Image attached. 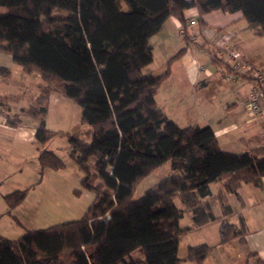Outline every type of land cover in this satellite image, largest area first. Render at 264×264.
Here are the masks:
<instances>
[{
  "label": "trees",
  "instance_id": "1",
  "mask_svg": "<svg viewBox=\"0 0 264 264\" xmlns=\"http://www.w3.org/2000/svg\"><path fill=\"white\" fill-rule=\"evenodd\" d=\"M190 8L196 9L199 26L211 11L239 12L254 35L264 36V0H0V52L44 82L23 112L38 121V174L65 167L45 148L62 135L44 124L49 95L56 92L79 108L80 122L87 126L79 137L66 136L67 156L83 174L72 195H93L76 220L16 239L0 236V264H138L130 257L136 251L142 264H203L211 247H188L182 259L177 249L192 228L217 220L215 204L219 243L243 241L241 216L236 225L225 220L231 210L224 193L237 196L240 184H260L264 146L223 152L209 127H178L154 100L168 65L189 44L183 14ZM170 17L182 25L185 47L163 72L142 73L152 62L150 38ZM210 62L223 63L215 54ZM5 123L16 127L19 121L6 118ZM166 164L171 173L133 198L136 186ZM212 183L222 185L215 195ZM26 191L2 199L12 209ZM185 213L190 226L180 225ZM248 258L264 264L254 254Z\"/></svg>",
  "mask_w": 264,
  "mask_h": 264
},
{
  "label": "crops",
  "instance_id": "2",
  "mask_svg": "<svg viewBox=\"0 0 264 264\" xmlns=\"http://www.w3.org/2000/svg\"><path fill=\"white\" fill-rule=\"evenodd\" d=\"M183 15L189 44L183 54L168 65V76L154 97L156 106L178 127H209L223 152L240 154L260 147L259 133L264 126L261 120L245 111L252 83L249 79L231 74L226 52H238L246 62L264 73V36L254 35L239 12L228 14L219 10L211 11L201 17L204 23L202 26L198 25L196 9L190 8ZM183 30L177 19L170 17L165 20L158 33L150 38L152 62L142 69V73H160L165 70L168 61L185 47ZM211 54H215L223 63L212 64ZM155 62L158 68L154 66ZM43 85L39 76L22 72L12 62L10 55L0 52V105L6 110L7 119L16 118L19 121L18 126L12 127L0 119V236L7 239H16L18 237L13 235L30 231L21 230L26 222L24 207L29 198V190L39 185L47 173L65 172L70 165L68 157L66 161L59 155V150L67 154V144L63 143V138L67 135L81 136L87 130V126L80 122L79 108L74 103V106H69L72 104L59 93H50L44 124L47 130L62 134L57 136L60 138V146H56L52 152L63 161L65 167L58 171L44 170L41 175L38 174L36 156L40 145L34 139L38 121L25 116L23 112L37 98ZM68 110L73 113L72 118ZM162 167H167L166 171L170 172L168 164ZM152 175L147 176L146 180ZM74 177V182L82 179L79 172ZM25 189L24 199L9 209L2 199L3 195ZM209 189L215 195L222 189V185L212 183ZM236 193L237 196L224 193L231 210L225 220L236 225L238 216H241L245 226L243 241L233 239L219 243L220 209L215 204L212 211L218 217L217 220L192 228L180 239L177 249L179 259L186 256L188 247L203 244L211 247L203 264H252L253 258H248L250 254L264 260V178L257 186L240 184ZM57 194L54 191L49 201L60 203L61 198ZM90 198L92 201L93 196ZM183 218L189 220L185 225L190 226L189 214L185 213ZM45 222L48 220L40 221L41 225L46 226ZM43 228L46 227L38 229ZM183 239L188 240L182 245ZM185 263L191 262L180 264Z\"/></svg>",
  "mask_w": 264,
  "mask_h": 264
},
{
  "label": "rangeland",
  "instance_id": "3",
  "mask_svg": "<svg viewBox=\"0 0 264 264\" xmlns=\"http://www.w3.org/2000/svg\"><path fill=\"white\" fill-rule=\"evenodd\" d=\"M0 10L1 12H4V9H0ZM175 35L178 36V33H175ZM156 63L157 62L154 63V66H156ZM156 68L158 67L156 66ZM66 100L68 101V103L70 102V104H72L69 106H74V104L70 100L68 99ZM245 111L247 113H250V111L246 108V106H245ZM67 113H69V117L72 118L73 113L69 112V110ZM255 118L258 119L257 117ZM261 125L264 126L263 122L261 123ZM79 135H71V136L79 137ZM54 138L55 140L52 142L51 140ZM52 139L45 145V148L51 151H53L56 148V146L59 147L60 146L59 144H61L60 142H58V139L60 140L59 137L56 136L53 137ZM62 141L63 143L67 144V138L64 137ZM61 151L62 150H59L60 157L66 160V158L68 157L66 156L67 154H63ZM68 164L70 165L67 166L65 172L47 173V175L44 177V179L40 182L39 185H36V187L29 190V198L25 202L26 205L24 207L27 213L25 219L26 222L23 223V227H21V230H25V231L35 230L38 229L39 227H48L50 225L57 223L73 221L78 219L87 209V207L91 202L90 196L93 195L91 193L85 192L84 195H82L81 197L78 196L80 197V198L77 197L78 199L72 196V192L75 189H79V182H74L75 179L74 175H76L77 172H79L83 178V174L74 163L68 161ZM166 168L167 167H162L161 169L153 173V175L148 180H146L148 178L147 177L143 181H141L135 188L133 198H138L143 191L152 187L154 183H156L160 179V177H164L170 174L171 171L170 172L166 171ZM54 191L56 193L58 192L57 195L61 198L60 203L49 201V198L53 196ZM82 192L80 193V195L82 194ZM43 220H48V222H46L47 223L46 226L45 224L41 225L40 221ZM188 221L189 220L187 218H183L180 220V224L183 226L187 224ZM38 223L40 226H38ZM21 234H18V236L13 235V237L15 238L19 237ZM186 240L188 239L181 240V244L183 245L186 242ZM130 257L138 264L143 263V257L137 251L133 252ZM185 264H191V263H185Z\"/></svg>",
  "mask_w": 264,
  "mask_h": 264
},
{
  "label": "built area",
  "instance_id": "4",
  "mask_svg": "<svg viewBox=\"0 0 264 264\" xmlns=\"http://www.w3.org/2000/svg\"><path fill=\"white\" fill-rule=\"evenodd\" d=\"M231 74L244 76L251 81V87L246 98L245 106L250 114L264 124V73L246 62L242 56L233 50L226 52ZM6 110L0 105V119H6ZM260 146H264V128L259 133Z\"/></svg>",
  "mask_w": 264,
  "mask_h": 264
},
{
  "label": "bare ground",
  "instance_id": "5",
  "mask_svg": "<svg viewBox=\"0 0 264 264\" xmlns=\"http://www.w3.org/2000/svg\"><path fill=\"white\" fill-rule=\"evenodd\" d=\"M46 223V222H45Z\"/></svg>",
  "mask_w": 264,
  "mask_h": 264
}]
</instances>
